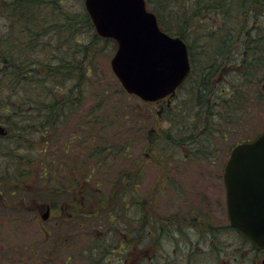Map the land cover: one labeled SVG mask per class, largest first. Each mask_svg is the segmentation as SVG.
Wrapping results in <instances>:
<instances>
[{
	"label": "trees",
	"instance_id": "16d2710c",
	"mask_svg": "<svg viewBox=\"0 0 264 264\" xmlns=\"http://www.w3.org/2000/svg\"><path fill=\"white\" fill-rule=\"evenodd\" d=\"M66 1L0 0V124L6 130L0 139L9 138L11 149H17V154L0 168V186L4 177L10 181L24 180L32 174L29 152L46 153L58 133L68 136L69 145H58L49 162L40 161L36 177L43 183L37 189L20 185L18 190L15 186L2 190L8 198L19 191L22 202L34 195L43 196L50 214L60 217L64 225L72 220L77 228L96 225L102 236L87 240L89 254L81 256L86 262L112 264L111 255L117 253L115 263L126 264L127 241H140L143 228L153 237L159 232V218L146 220L145 214H141L147 204L136 195L142 165L137 158L129 160L128 146L144 139L150 148L204 147L211 128L213 103L219 101L225 108L215 112L217 127L221 126L217 121H225L226 114L232 115L234 109L246 102L247 93L257 97L259 103L264 95L256 86V77L261 76L258 68L264 66V56L260 57L257 50L261 46L257 42L264 38V0H145L159 26L185 41L191 67L176 90L178 94L185 86L184 104H177L174 110L165 108L172 125L162 136L152 131L144 136V115L116 106L110 101L108 88L99 89L94 82L92 71L98 46L103 44L101 41L115 42L97 34L84 41V31L93 28L91 19L85 9L63 8ZM233 36H242L244 41L240 48L230 51L226 43L234 42ZM202 39L206 41L199 53L203 68L193 76L197 65L193 43ZM224 64L233 67L229 72L234 80H226L224 88L215 92L218 80L215 82L213 76L221 72ZM92 89L95 104L83 111L80 105ZM119 90L126 97L122 87ZM186 99L191 101L190 105L185 103ZM73 115L78 116L75 123L63 129ZM122 123L126 124L124 128ZM128 123L132 124L130 129ZM114 124L113 137L117 140L103 138L101 131ZM161 139L164 141L159 142ZM38 143L43 147L36 149ZM11 149H3L5 156L10 157ZM70 159L76 162L69 163ZM132 207L137 212L129 215ZM94 249L98 251L93 252ZM64 256L65 261H71L76 255Z\"/></svg>",
	"mask_w": 264,
	"mask_h": 264
},
{
	"label": "rangeland",
	"instance_id": "374dc122",
	"mask_svg": "<svg viewBox=\"0 0 264 264\" xmlns=\"http://www.w3.org/2000/svg\"><path fill=\"white\" fill-rule=\"evenodd\" d=\"M63 8L81 11V8L85 9L84 0H67L64 2ZM258 20L261 21V17H258ZM92 27L91 30L86 29L84 31V41L89 40L92 34H96L93 25ZM241 37L233 36L234 42L233 40H229L226 43L229 47L227 49L232 51V49L236 50V47L240 48L244 41ZM101 43L103 44L98 46L99 52L96 53L93 62L92 77L94 78V82H96L99 89L108 88L106 89L107 94L111 95L112 100L109 99L116 106L126 107L128 111L132 110V112L133 110H138L144 115V136H147L149 131H152L155 135H164V132H167V129L172 125L165 114V108L169 107L174 110L177 104H184L182 99L183 92L186 91L185 86L178 94L175 93L173 96H167L159 102L145 103L136 96H128L127 92L122 88L126 96L124 97L119 93V89L122 86L110 67V58L113 55L116 44L103 41ZM205 43V39L193 43L197 60L193 76L199 74L203 68L204 62L199 60V53L201 52L202 44L204 45ZM257 43L261 46V49L257 50L260 52V57L264 56L262 54V51H264V38ZM213 44L214 42L211 39V50ZM255 56L258 55L256 54ZM260 57L256 61H259ZM231 62L233 63V60ZM229 68L233 67L224 64L221 67V72L219 71L217 74H214L213 80L215 82L218 80L215 92L221 91L224 88L223 83L226 80L230 81L234 77L229 72ZM258 69L260 72L258 75H262L264 67ZM260 81L256 84L258 88H261ZM92 91L95 90H90L80 105L83 111L90 109L95 104V100L91 95ZM214 94H212L213 99L216 97L213 96ZM247 94L249 97H247L246 102H240L242 103L240 108L234 109L232 115L226 114L225 121L227 124L223 119L217 121L221 124L220 127H217L218 123L215 125V112L220 107L222 110L225 108L219 101L217 104L213 103L214 108L212 109V114H210L209 124L211 128L206 139L207 144L204 147L184 146L180 148L166 145L165 148H150L149 143L145 145L144 139L136 140L132 144L130 143V146H128V153H130L129 160L137 158L142 165L140 184L136 195H139L138 198L142 200V203H147L143 205L145 209L141 210V214H145L146 220H155L153 217L159 219L162 216L164 218L170 217L177 212L183 218L192 216L197 218L201 214H206L205 218L207 222H211L213 232L211 234L203 233L202 235L201 230L197 231L192 227L188 229L185 227L179 232L170 229L167 236L162 233V230H160L159 234V229L156 230L158 233L154 237L151 232H147L146 256L141 257L139 244L128 247V249L126 247V252L124 251L126 264H237L236 249L243 239L230 227H223L228 222V219H226L225 213V188L222 181V173L223 163L226 161L228 153L235 143L247 138L251 139L258 133L264 132V98L258 103L257 97L253 95L254 98H252L251 94ZM185 103L190 105L191 101L186 99ZM185 108L188 107L185 106ZM76 117L78 116L73 115L68 117L63 129L66 126H72L75 123ZM120 125L121 128L126 126L123 123ZM131 125L128 123L129 129ZM214 128L216 130L213 132ZM115 131L116 126L114 124L109 128H104L100 134H102L103 138L109 139L113 137ZM117 138L113 137L112 139L116 141ZM53 140L55 141L48 146L46 153L38 154V152L34 151L35 149H33V154L28 153V156L32 160L30 165L32 174L29 177H24V180L15 179L11 181L4 177L3 186H0L1 190L9 186H15L14 188L18 190L20 185L26 186L31 190L37 189L38 184L43 183L39 179L37 180L36 177L37 168L41 166L40 161L49 162L53 155L52 150L58 145H69L68 136L61 137L59 133ZM74 141L72 140V144L75 143ZM158 141L161 142L164 139ZM41 146V143H38L35 145V148L40 149ZM6 147L11 149L10 139H0V168L7 163L8 158L11 159L17 154V149L13 148L10 150V157L5 156L3 149ZM55 154L58 157L60 156L57 152ZM211 161L215 162L211 163ZM75 162L73 159L69 161V163ZM78 165L76 164L77 167ZM45 188H49V185H45ZM17 192L18 195L12 197L13 199L8 198L3 190L0 193V264H90L86 260H83L81 256L89 254L86 246L88 245L87 240L90 237L100 238L102 236L101 231L96 225L91 227L89 224H86L81 228H77L75 220L67 222L64 225L61 223L60 217H54L51 214H49L48 218L43 219L41 215L47 209V201L43 200V196L34 195L33 198H29V200L25 199L22 202L19 199V191ZM36 198L38 199L34 200ZM148 199H150L149 204ZM148 205L150 206L148 207ZM16 207L17 209L25 207V209L17 214L15 212L17 211ZM135 212L137 211L134 207L128 211L129 215ZM147 226H150L149 223ZM143 231L141 229L140 234ZM111 234L113 233L111 232ZM113 236L115 235L113 234ZM97 251L94 249L93 252ZM67 254L76 255L71 260L72 262L64 260V255ZM116 255L117 253L111 255L112 264H116ZM244 260L243 264H250V256L245 255Z\"/></svg>",
	"mask_w": 264,
	"mask_h": 264
},
{
	"label": "water",
	"instance_id": "95a60500",
	"mask_svg": "<svg viewBox=\"0 0 264 264\" xmlns=\"http://www.w3.org/2000/svg\"><path fill=\"white\" fill-rule=\"evenodd\" d=\"M84 6L96 33L117 43L110 67L126 92L147 101L175 92L190 70L187 46L160 28L145 0H84ZM223 182L229 224L264 248V132L231 148ZM48 215L49 208L41 217Z\"/></svg>",
	"mask_w": 264,
	"mask_h": 264
},
{
	"label": "flooded vegetation",
	"instance_id": "af4514ba",
	"mask_svg": "<svg viewBox=\"0 0 264 264\" xmlns=\"http://www.w3.org/2000/svg\"><path fill=\"white\" fill-rule=\"evenodd\" d=\"M256 79H257V83L261 80L260 81L261 82V88L260 89L264 95V77H263V75L256 77ZM214 162L215 161H211V163H214ZM225 162L223 163V171H224ZM222 181H223V173H222ZM224 188H225V186H224ZM225 203H226V191H225ZM15 212L19 213V211H15ZM225 213H226V219H228L227 204H226V212ZM190 215H192V214H190ZM192 217H187L188 219L183 218L179 214V212L173 214L170 217L164 218V216H162V218L159 219V221H158L159 234H160V230H162V233H164V235L167 236V235H169L170 229L172 231H178L179 232L181 229H183L185 227L187 229L189 227H192V228H195L197 231L201 230L202 235H203V233L211 234V232H213L211 222H207V220L205 218L206 214H201L200 217L197 216V218H195V216H192ZM219 226H221V225H219ZM223 227H225V228L230 227L237 234H239L241 236L240 232L235 227L229 225V221L226 224H224ZM129 228L131 229L132 226H129ZM143 230H144L143 231L144 233L141 232L139 242H136V241L133 242L131 240L126 242L127 249H128V247H133L135 244H139V248L141 249V257H145L146 252H147L146 251L147 230L145 228H143ZM129 237H131V234H129ZM241 237L243 240H242L241 244L238 246V248L236 249L237 250L236 259L238 261L237 264H243V261H245L244 260L245 255L250 256V260H249L250 264H264V248L257 247L251 241L247 240L243 236H241Z\"/></svg>",
	"mask_w": 264,
	"mask_h": 264
}]
</instances>
